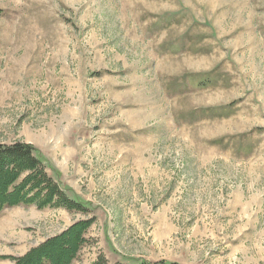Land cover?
<instances>
[{"label":"rangeland","instance_id":"rangeland-1","mask_svg":"<svg viewBox=\"0 0 264 264\" xmlns=\"http://www.w3.org/2000/svg\"><path fill=\"white\" fill-rule=\"evenodd\" d=\"M12 143L87 210L5 209L0 256L91 218L72 264H264V0H0Z\"/></svg>","mask_w":264,"mask_h":264},{"label":"trees","instance_id":"trees-1","mask_svg":"<svg viewBox=\"0 0 264 264\" xmlns=\"http://www.w3.org/2000/svg\"><path fill=\"white\" fill-rule=\"evenodd\" d=\"M39 151L30 144H0V213L20 205L37 209L64 208L69 211L87 210L85 204L71 199L66 189L48 174ZM93 220L78 221L62 233L46 239L15 258V264H72L87 243L85 233ZM101 262V263H100ZM95 264H104L103 259ZM126 264H170L164 261L149 263L134 260ZM177 264V263H171Z\"/></svg>","mask_w":264,"mask_h":264},{"label":"crops","instance_id":"crops-1","mask_svg":"<svg viewBox=\"0 0 264 264\" xmlns=\"http://www.w3.org/2000/svg\"><path fill=\"white\" fill-rule=\"evenodd\" d=\"M149 135H150V133H149ZM152 136V134L150 135V137ZM38 150H39V154L43 157L44 155H42V151L38 148ZM45 157V156H44ZM43 157V158H44ZM46 159V161H47V163H48V166L49 167H51V169L52 170H54L55 172H56V174H57V178H56V180H58V182H59V184L61 185V186H63V187H65V186H67V187H71V190H72V192H71V190H70V192L75 196V197H79L76 193H74V190L72 189V188H76L77 186H79L80 185V183H81V178H82V176L81 175H79L80 177H78V176H74V175H68V174H66L63 170H60L59 169V167H57V165L55 164V163H51V161H50V159H48L47 157H45ZM74 166H77V165H75L74 164ZM79 166H81V168L82 167H85V168H90V166H89V164H85V165H79ZM78 166V167H79ZM81 168H79L80 170H81ZM80 201V200H79ZM87 202H89V201H87ZM54 213H60V214H38L39 215V218H42L43 220L41 221V224H42V227H44L45 228V225H47V222L49 221L48 219H50V220H52V221H54L55 220V222H57L56 224H58V222L60 221V222H64V224L65 223H67V222H69L70 221V218L73 216V214H67V212H65V211H62V210H57V211H54ZM2 215V214H1ZM72 215V216H71ZM52 218V219H51ZM60 219V220H59ZM59 220V221H58ZM39 230V229H38ZM64 230V229H63ZM60 232V231H59ZM58 233V232H57ZM11 235L13 236V234L11 233ZM87 235H89V236H91L90 234H89V232L85 235V237H86V239H88V237H87ZM92 237V236H91ZM46 240V238H44V239H42L41 241H39L38 243L39 244H41V243H43L44 241ZM37 243V244H38ZM38 244V245H39ZM35 245H32L31 243H27V244H24L23 246H20V247H22L23 248V250L24 251H26V250H30L32 247H34ZM5 248V247H4ZM5 250H7V248L5 249ZM104 251H105V249H104ZM5 254V255H4ZM4 254H1V256H0V258L1 257H3L2 259H0V264H14V262L13 261H11V259L10 258H14L16 255H14L13 253H9V252H5ZM124 260H126V259H124ZM129 261V260H128ZM132 262V261H131Z\"/></svg>","mask_w":264,"mask_h":264}]
</instances>
